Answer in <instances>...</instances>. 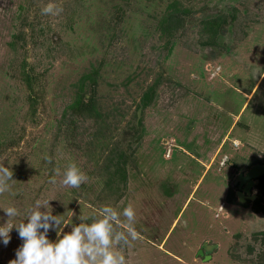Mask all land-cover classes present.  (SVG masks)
<instances>
[{
	"label": "rangeland",
	"instance_id": "rangeland-1",
	"mask_svg": "<svg viewBox=\"0 0 264 264\" xmlns=\"http://www.w3.org/2000/svg\"><path fill=\"white\" fill-rule=\"evenodd\" d=\"M49 2L63 11L42 15ZM254 161L264 164V0H0L11 222L49 201L64 222L55 241L131 204L127 264H264V192L242 202L233 184ZM73 162L89 177L79 188L59 183ZM10 235L0 264L23 243Z\"/></svg>",
	"mask_w": 264,
	"mask_h": 264
},
{
	"label": "clouds",
	"instance_id": "clouds-1",
	"mask_svg": "<svg viewBox=\"0 0 264 264\" xmlns=\"http://www.w3.org/2000/svg\"><path fill=\"white\" fill-rule=\"evenodd\" d=\"M62 11V5L53 2L41 7L42 15L56 16ZM88 179L87 174L73 162L67 166L59 183L64 187L79 188ZM13 181V171L0 163V195L12 190ZM50 183H57L55 176ZM49 205V201L37 200L19 223L11 222L20 215L16 206L0 207L8 217L6 223L0 225L3 244L6 246L10 242L13 228L23 241L9 264H127L124 249L139 238L135 229L136 210L131 204L122 211L106 205L98 216L81 217L91 222L73 226L62 236L58 232L59 238L55 241L49 239L48 233L60 230L64 222L61 215H53Z\"/></svg>",
	"mask_w": 264,
	"mask_h": 264
},
{
	"label": "water",
	"instance_id": "water-1",
	"mask_svg": "<svg viewBox=\"0 0 264 264\" xmlns=\"http://www.w3.org/2000/svg\"><path fill=\"white\" fill-rule=\"evenodd\" d=\"M264 174V164L254 163L245 172H238L235 176L233 184L237 186L236 194L240 201H245L246 198L254 199L255 192L251 190L252 185L257 183V178ZM212 246L204 243L199 249V253L209 252Z\"/></svg>",
	"mask_w": 264,
	"mask_h": 264
},
{
	"label": "trees",
	"instance_id": "trees-1",
	"mask_svg": "<svg viewBox=\"0 0 264 264\" xmlns=\"http://www.w3.org/2000/svg\"><path fill=\"white\" fill-rule=\"evenodd\" d=\"M254 163H263L262 161H254V162H252L251 164H254ZM262 177H264V174L263 175H261V176H259L258 178H257V180H258V182H257V184L255 185V187H257L256 189H257V191H256V196H255V199H254V201H250V202H253V203H255V202H258L259 201V199H260V195H262V193L264 192V179L262 178ZM262 185V186H261ZM260 189H262L261 190V192H260ZM259 192V193H258ZM256 205V204H255ZM258 210H260L263 214H264V211L261 209V208H259ZM257 210V211H258ZM259 233V234H258ZM258 235H262L263 237H264V228L261 230V231H258ZM255 236V235H254Z\"/></svg>",
	"mask_w": 264,
	"mask_h": 264
},
{
	"label": "crops",
	"instance_id": "crops-1",
	"mask_svg": "<svg viewBox=\"0 0 264 264\" xmlns=\"http://www.w3.org/2000/svg\"><path fill=\"white\" fill-rule=\"evenodd\" d=\"M228 132H226V133H224V135H222V144H223V142H225V140H226V138H228ZM234 140V139H233ZM236 141H238L239 142V139H236ZM221 144V145H222ZM241 144V143H240ZM244 144H247L248 146H252L250 143H246V141L244 142ZM220 145V146H221ZM259 156V155H258ZM263 164V163H262ZM258 182V181H257ZM257 184V183H256ZM194 189V188H193ZM193 191V190H192ZM252 191H254L255 192V196H256V191H257V189L256 188H252ZM191 193V192H190ZM192 194V193H191ZM191 194H189L188 195V197L191 195ZM218 209L219 210H222V205L220 204V206L218 207ZM176 219H177V217L176 218H174V220L172 221V223H171V226H170V228L173 226V224L175 223V221H176ZM169 231V230H168ZM208 244V243H207Z\"/></svg>",
	"mask_w": 264,
	"mask_h": 264
},
{
	"label": "flooded vegetation",
	"instance_id": "flooded-vegetation-1",
	"mask_svg": "<svg viewBox=\"0 0 264 264\" xmlns=\"http://www.w3.org/2000/svg\"><path fill=\"white\" fill-rule=\"evenodd\" d=\"M244 172V171H243ZM255 185V184H254ZM254 185H252V186H254ZM236 189H237V186H236ZM251 190H252V187H251Z\"/></svg>",
	"mask_w": 264,
	"mask_h": 264
}]
</instances>
